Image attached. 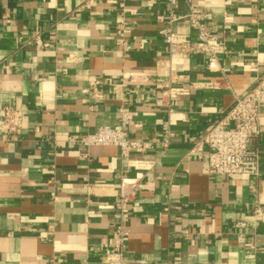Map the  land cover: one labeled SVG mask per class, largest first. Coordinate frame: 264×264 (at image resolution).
Here are the masks:
<instances>
[{"label":"crops","instance_id":"crops-1","mask_svg":"<svg viewBox=\"0 0 264 264\" xmlns=\"http://www.w3.org/2000/svg\"><path fill=\"white\" fill-rule=\"evenodd\" d=\"M192 2L225 48L214 68L200 54L174 56L170 78L156 75L169 57L167 0H0V119L4 106L23 110L18 134L0 130V264H112L117 187L142 172L123 264H264V219L254 217L264 209V108L251 140L259 175L210 174L205 155L189 154L235 95L264 80V0ZM170 26L195 38L187 19ZM166 85L182 92L162 96ZM120 108L137 113L129 136L142 151L70 139L119 126Z\"/></svg>","mask_w":264,"mask_h":264},{"label":"built area","instance_id":"built-area-1","mask_svg":"<svg viewBox=\"0 0 264 264\" xmlns=\"http://www.w3.org/2000/svg\"><path fill=\"white\" fill-rule=\"evenodd\" d=\"M96 0H83L81 7L89 8ZM106 3L118 4L124 7V0H103ZM153 3L157 0H148ZM169 4V26L159 31L164 41L168 45V59L157 62L156 75L168 74L170 77L172 69V58L176 55L189 56L200 54L207 59L209 68H214L218 60V55L224 51L225 43L219 33L207 24L208 14L199 9L192 0H167ZM182 2L186 6V11L182 15L174 13V9ZM159 21L162 17L157 18ZM187 19L196 29L195 38L189 34L174 31L170 24ZM115 28L118 35L123 38L128 32L127 22L123 17L115 20ZM123 44V41H120ZM145 76L130 75L128 81L135 82ZM171 78V77H170ZM181 88H171L165 86L162 96L175 97L181 93ZM89 95L93 99L102 98V92L96 83H91ZM264 108V80L256 82L254 85L235 95L232 106L189 150L190 155L207 158V170L210 174H218L228 178H233L239 174L259 175L261 172V156L259 152L251 146V140L259 134V114ZM3 117L0 119L1 132L8 135H16L23 125V110L14 106H4L2 108ZM121 123L119 126L104 125L99 127L94 133H87L81 136L70 137L73 142L82 146L92 145H112L120 148L123 156H127L131 151H142V142L132 139L129 136V128L133 123V118L137 114L135 111L120 108ZM167 139L165 142L167 143ZM207 150L204 152L203 147ZM144 173H139L131 179H122L117 187V200L115 206L118 210L119 223L114 230V243L108 253V258L112 264H123L126 239L129 231L125 226V220L131 212V208L136 203L138 190L142 187ZM254 217L264 219V209L256 207Z\"/></svg>","mask_w":264,"mask_h":264}]
</instances>
